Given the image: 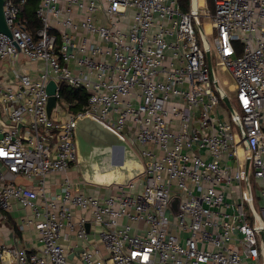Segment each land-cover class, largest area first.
<instances>
[{"label": "built area", "instance_id": "built-area-1", "mask_svg": "<svg viewBox=\"0 0 264 264\" xmlns=\"http://www.w3.org/2000/svg\"><path fill=\"white\" fill-rule=\"evenodd\" d=\"M23 3L3 0L0 32V264H264V0H38L33 32ZM194 16L210 19L202 46ZM61 84L85 92L78 111ZM83 115L143 170L77 187Z\"/></svg>", "mask_w": 264, "mask_h": 264}, {"label": "water", "instance_id": "water-1", "mask_svg": "<svg viewBox=\"0 0 264 264\" xmlns=\"http://www.w3.org/2000/svg\"><path fill=\"white\" fill-rule=\"evenodd\" d=\"M193 19L200 28L198 18L194 16ZM0 32L10 35L3 14V0H0ZM206 59L210 66L209 51H206ZM46 90L49 93L47 112L50 113L55 103V83L52 80L47 83ZM222 100L231 110L228 98L222 97ZM74 137L77 145L79 170L83 179L89 183L100 185L125 183L143 170L140 157L127 141L90 115L77 117ZM176 202L177 198H174L171 204L176 205Z\"/></svg>", "mask_w": 264, "mask_h": 264}, {"label": "trees", "instance_id": "trees-1", "mask_svg": "<svg viewBox=\"0 0 264 264\" xmlns=\"http://www.w3.org/2000/svg\"><path fill=\"white\" fill-rule=\"evenodd\" d=\"M190 1L191 0H179L180 7L183 11H188L190 9ZM38 0H24L23 9L20 12V17L26 19V27L30 31H34L40 25L38 18L35 15V8L37 6ZM213 0H206L208 5L214 6L212 3ZM213 5H212V4ZM65 84H61V92L63 95V99L69 103L67 106L68 110L72 112L78 111L81 106L86 102V94L81 89H75L72 87H66Z\"/></svg>", "mask_w": 264, "mask_h": 264}, {"label": "rangeland", "instance_id": "rangeland-1", "mask_svg": "<svg viewBox=\"0 0 264 264\" xmlns=\"http://www.w3.org/2000/svg\"><path fill=\"white\" fill-rule=\"evenodd\" d=\"M205 5H206V0H205ZM207 6L210 9V11L213 10V6H211L210 4L208 5V3H207ZM199 10L202 11V8H200ZM209 23H210L209 17H207V16H199V25H200V27L203 28L204 32H206V36L208 37V39H211L212 38V34L209 33L205 29V27H206L205 24H209ZM194 24H195V28L197 30L198 40L200 42V45L202 46L200 28H198V25L196 23H194ZM211 58H212L211 59L212 60V65H213V67H215V70H216L215 72H216V75H217L219 83L224 87V89L226 90V92H227V94L229 96H233L234 92L232 90V87L230 86L233 83V81H234L233 77L231 76V74L229 73L228 70H221L219 66H215L214 65V55H213L212 52H211ZM66 87L68 88L69 86L66 85ZM59 101L61 102V99H59ZM52 117H54V113L52 114ZM249 174L252 176V168L251 167H250V170H249ZM0 230L3 233H5L7 231V229L4 226H2V225H0Z\"/></svg>", "mask_w": 264, "mask_h": 264}, {"label": "crops", "instance_id": "crops-1", "mask_svg": "<svg viewBox=\"0 0 264 264\" xmlns=\"http://www.w3.org/2000/svg\"><path fill=\"white\" fill-rule=\"evenodd\" d=\"M200 3L205 4V0H201ZM206 6H207V3H206ZM31 74L33 76H36V73H34V72H31ZM67 174L71 178V180L75 182L76 186L78 187V184L83 179L81 172L79 170V166L70 168L67 171ZM52 177H50V178H52ZM17 181L24 183V184H31V182H29L25 179H22V178H19ZM55 187L56 186L54 184H51L50 188L54 189ZM81 188L85 191H88V192H91L93 189H99V190L102 189V188H96L90 184H88L87 186H82ZM61 242L64 244V246H67L70 249L72 248V250L69 253V256L75 258V256L78 254V250H79V246L76 245V243L79 242L77 240V238L75 236H71L68 240L61 238Z\"/></svg>", "mask_w": 264, "mask_h": 264}, {"label": "bare ground", "instance_id": "bare-ground-1", "mask_svg": "<svg viewBox=\"0 0 264 264\" xmlns=\"http://www.w3.org/2000/svg\"><path fill=\"white\" fill-rule=\"evenodd\" d=\"M201 0H199V2H200ZM210 24H205V29L207 30V31H209L210 30V26H209ZM93 181H95V182H98V183H102L101 181H98V180H93Z\"/></svg>", "mask_w": 264, "mask_h": 264}]
</instances>
